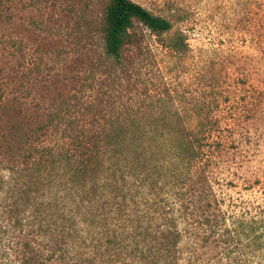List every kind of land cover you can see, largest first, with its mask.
Listing matches in <instances>:
<instances>
[{
  "label": "rangeland",
  "instance_id": "obj_1",
  "mask_svg": "<svg viewBox=\"0 0 264 264\" xmlns=\"http://www.w3.org/2000/svg\"><path fill=\"white\" fill-rule=\"evenodd\" d=\"M108 1L5 0L12 20L0 26V35L14 44L0 52V93L33 112L39 108L40 117L28 114L36 126L52 124L30 141V160L55 168L58 176L68 167L59 162L67 154L76 155L77 164L87 151L101 156L105 143L80 149L75 141L103 136L113 123H145L154 116L187 124L202 157L187 170L170 160L155 190L143 181L151 205L142 208L141 219L151 218L143 224L159 235L165 222L177 223L181 264H264V0H132L173 27L157 36L136 22L121 66L104 54ZM170 111L175 115H163ZM6 127L0 124V145L6 144ZM166 145L157 149L160 160ZM13 165L0 154V178L8 188ZM5 195L0 190L4 205ZM112 228L118 231L112 236L126 232ZM56 235L26 230L46 255L47 244L62 241ZM74 247L90 252L81 241ZM76 254L69 263L56 258L44 264H73ZM94 264L141 263L126 251Z\"/></svg>",
  "mask_w": 264,
  "mask_h": 264
},
{
  "label": "trees",
  "instance_id": "obj_2",
  "mask_svg": "<svg viewBox=\"0 0 264 264\" xmlns=\"http://www.w3.org/2000/svg\"><path fill=\"white\" fill-rule=\"evenodd\" d=\"M10 11L5 0H0V26L10 25ZM136 22L157 36L170 32L173 27L169 19L153 14L132 0H109L101 33L104 54L116 66H121L123 52L133 41L131 29ZM13 44L10 37L0 35V52L7 51ZM34 109L33 112L26 102L8 99L7 94L0 93V124L8 126L6 144L0 145V154L13 159L15 164L9 168L12 187L8 188L9 182L0 178V190L5 191L4 200L8 202L5 205L0 202V264H44L56 258L69 263L75 251L73 264H94L97 259L105 261L112 253L120 258L126 251L141 264H162L167 260L181 264V257L175 253L180 242L177 223L173 219L165 222L159 235L151 232L148 224H143L144 220L150 223L151 218L146 215L149 220L141 219L145 213L142 208L151 205L149 198L143 196L142 186L143 181H149V187L157 189L158 178L168 168L170 160L187 170L202 157L204 150L193 136V130L187 124L176 126L166 122V117L162 122L152 116L145 123L140 120L113 123L103 136H84L75 141L76 148L80 149L87 148L90 143H105L107 149L104 148L101 156L98 155L100 151H87L77 164L76 155H64L59 162L68 167L65 166L58 177L54 176L55 168L48 170L39 166L40 162L30 160V141L32 143L35 134L52 125L36 126L30 121L29 112L37 113L36 118L41 115L39 108ZM169 113L163 115H175V112ZM164 143L168 149L160 160L157 149ZM105 154L108 155L106 159L103 158ZM146 168L148 171L143 179ZM29 170L32 172L28 173ZM115 224L119 231H126L124 236H112L118 232L112 228ZM26 230L48 236L55 232V236L60 234L63 239L60 237L61 242L47 244L51 253L46 255L45 246L41 249L43 244L36 246L32 242L34 239L28 240ZM78 241L90 252L84 254L77 250L74 245Z\"/></svg>",
  "mask_w": 264,
  "mask_h": 264
}]
</instances>
